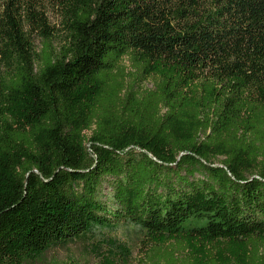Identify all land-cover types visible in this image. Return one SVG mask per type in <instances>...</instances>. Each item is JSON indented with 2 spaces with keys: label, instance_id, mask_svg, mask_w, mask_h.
<instances>
[{
  "label": "trees",
  "instance_id": "obj_1",
  "mask_svg": "<svg viewBox=\"0 0 264 264\" xmlns=\"http://www.w3.org/2000/svg\"><path fill=\"white\" fill-rule=\"evenodd\" d=\"M54 6L0 0V264L128 224L264 264V0Z\"/></svg>",
  "mask_w": 264,
  "mask_h": 264
},
{
  "label": "rangeland",
  "instance_id": "obj_2",
  "mask_svg": "<svg viewBox=\"0 0 264 264\" xmlns=\"http://www.w3.org/2000/svg\"><path fill=\"white\" fill-rule=\"evenodd\" d=\"M45 2V10L49 18L56 22L59 9L54 6V0H45ZM147 86L153 87L151 82H148ZM86 134L90 135L91 131H86ZM104 191L107 193L110 188L107 187ZM175 240V238H164L159 242L166 244L174 243ZM95 242L98 243L100 252L108 253L106 249H112L117 255L113 258L116 263H121L120 260L126 258L128 264H167L164 258L159 259L156 256V253L159 250L162 251L164 247L158 250L143 230L131 224L110 231L99 230L95 239L78 240L67 246L52 248L46 253L45 262L48 264H102V258L92 250ZM184 245L186 247L181 246L182 250L179 249L180 251L175 255L177 263L188 259L201 263L216 260L220 263L247 264L248 250L246 251L245 246L239 243L225 240L212 243L191 241Z\"/></svg>",
  "mask_w": 264,
  "mask_h": 264
}]
</instances>
